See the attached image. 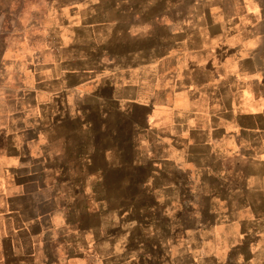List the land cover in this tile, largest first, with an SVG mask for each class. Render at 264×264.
Returning a JSON list of instances; mask_svg holds the SVG:
<instances>
[{
  "label": "crops",
  "instance_id": "1",
  "mask_svg": "<svg viewBox=\"0 0 264 264\" xmlns=\"http://www.w3.org/2000/svg\"><path fill=\"white\" fill-rule=\"evenodd\" d=\"M257 0H0V264H264Z\"/></svg>",
  "mask_w": 264,
  "mask_h": 264
},
{
  "label": "rangeland",
  "instance_id": "2",
  "mask_svg": "<svg viewBox=\"0 0 264 264\" xmlns=\"http://www.w3.org/2000/svg\"><path fill=\"white\" fill-rule=\"evenodd\" d=\"M259 7L261 9V16H260V21L264 24V0H257Z\"/></svg>",
  "mask_w": 264,
  "mask_h": 264
}]
</instances>
